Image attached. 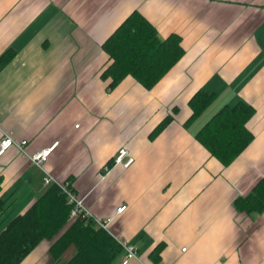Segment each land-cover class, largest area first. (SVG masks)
I'll return each mask as SVG.
<instances>
[{
    "label": "crops",
    "instance_id": "0c3cea01",
    "mask_svg": "<svg viewBox=\"0 0 264 264\" xmlns=\"http://www.w3.org/2000/svg\"><path fill=\"white\" fill-rule=\"evenodd\" d=\"M132 11L177 34L182 55L149 89L128 75L108 88L101 45ZM6 50L0 139L25 143L0 154V226L44 190V170L93 216H113L107 233L136 248L127 264H264V208L233 204L264 175V0H0ZM198 90L213 98L190 117ZM237 103L251 108L250 138L223 164L196 134ZM50 146L41 170L28 157ZM120 148L126 168L112 164ZM50 243L18 264H52Z\"/></svg>",
    "mask_w": 264,
    "mask_h": 264
},
{
    "label": "trees",
    "instance_id": "16d2710c",
    "mask_svg": "<svg viewBox=\"0 0 264 264\" xmlns=\"http://www.w3.org/2000/svg\"><path fill=\"white\" fill-rule=\"evenodd\" d=\"M101 47L107 54V62L100 77L108 80V88L128 75L149 89L182 55L177 34L159 37L153 25L137 11L130 12ZM11 55L6 50L0 59L5 62ZM212 98L210 93L196 91L189 100L190 117L197 115ZM250 113L251 108L243 103L224 106L197 132L196 138L212 156L227 164L250 138L244 126ZM233 204L245 213L262 211L264 175ZM70 208L60 188L48 184L23 212L10 217L0 227V264H18L41 240L51 242L48 254L52 264H111L120 252L118 243L88 217L78 216L68 222ZM2 210L0 200V213ZM68 251L69 255L63 258Z\"/></svg>",
    "mask_w": 264,
    "mask_h": 264
},
{
    "label": "built area",
    "instance_id": "2783aa9c",
    "mask_svg": "<svg viewBox=\"0 0 264 264\" xmlns=\"http://www.w3.org/2000/svg\"><path fill=\"white\" fill-rule=\"evenodd\" d=\"M24 143H25L24 140H21L16 143L12 140L9 134H5L4 137L0 139V154L11 145H16L18 148H21ZM52 146H50L49 148L40 150L39 152H34L28 157V159L30 160V162L35 164L37 167L41 168V165L43 161L46 159ZM132 161H133V158L128 155L127 150L124 148H120L117 150L116 154L114 155L112 159V164L119 165L123 168H126ZM104 169H106V167ZM41 181H42V184H45V185L51 184V183L56 184L60 188V190L64 193L66 202L70 204L71 206L70 211H69V220L70 219L74 220L78 216L88 217V218L91 217L98 227L104 230H107L106 226L113 216H108L104 219L93 216L84 206L82 198L78 197L73 191L69 190L68 182L66 181L57 182L44 170H43V176H42ZM124 209H125V205L116 206L114 213L118 214L122 212ZM113 238L115 239V241L118 243V245L121 247V250H122V256L119 260V264H127V262L130 259L136 258L137 256L136 248L134 245H132L131 243H129L127 240L123 238H116L114 236Z\"/></svg>",
    "mask_w": 264,
    "mask_h": 264
},
{
    "label": "rangeland",
    "instance_id": "374dc122",
    "mask_svg": "<svg viewBox=\"0 0 264 264\" xmlns=\"http://www.w3.org/2000/svg\"><path fill=\"white\" fill-rule=\"evenodd\" d=\"M116 154V153H115ZM114 157V156H113ZM113 159V158H112ZM44 162V161H43ZM42 166V165H41ZM42 170V169H41ZM46 172V171H45ZM50 175V174H49ZM42 176H43V170H42ZM41 179H42V177H41ZM52 184H54V183H52ZM43 185H45V184H43ZM48 184H46V186H47ZM56 185V184H55ZM57 186V185H56ZM116 208V207H115ZM115 210V209H114ZM81 217V216H80ZM90 219H92L91 217H90ZM68 220H69V218H68ZM72 220L70 219L68 222H71ZM93 221V220H92ZM93 223H94V226H96V227H98L96 224H95V222L93 221ZM1 227V226H0ZM98 228H100V227H98ZM102 229V228H101ZM102 230H104V229H102ZM104 231H106L107 232V230H104ZM110 235V234H109ZM111 236V235H110ZM112 238H113V236H111ZM114 239V238H113ZM120 250H121V247H120ZM69 252V251H68ZM69 255V253H66L64 256L65 257H63V258H66L67 256ZM119 264V263H118Z\"/></svg>",
    "mask_w": 264,
    "mask_h": 264
}]
</instances>
